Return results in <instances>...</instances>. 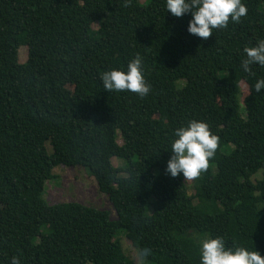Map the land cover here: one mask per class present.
Listing matches in <instances>:
<instances>
[{
  "label": "trees",
  "instance_id": "1",
  "mask_svg": "<svg viewBox=\"0 0 264 264\" xmlns=\"http://www.w3.org/2000/svg\"><path fill=\"white\" fill-rule=\"evenodd\" d=\"M242 2L247 15L205 40L165 0H0V264H138L120 235L146 264H199L206 235L264 256V91L251 90L264 67H241L264 40V0ZM137 54L149 94L104 90L100 75ZM188 120L220 138L194 193L165 172ZM58 166L87 170L116 218L49 204Z\"/></svg>",
  "mask_w": 264,
  "mask_h": 264
},
{
  "label": "clouds",
  "instance_id": "2",
  "mask_svg": "<svg viewBox=\"0 0 264 264\" xmlns=\"http://www.w3.org/2000/svg\"><path fill=\"white\" fill-rule=\"evenodd\" d=\"M165 9L174 17L190 14L186 31L190 35L207 39L213 31L224 29L231 23H239L247 15V7L242 0H165ZM244 58L241 67L250 72L255 64L264 67V40L254 46L243 48ZM103 89L114 92H131L140 97L147 96L150 85L144 77L142 57L137 54L128 61L126 67L112 68L100 75ZM257 93L264 91V78H257L252 89ZM220 138L211 133L204 121L188 120L172 130L169 141L171 153L165 165V172L184 180L197 179L209 167V161L215 156ZM148 249L138 253L143 260L149 254ZM199 264H264V256L243 246H225L223 237L206 235L198 241ZM10 264H21L17 256Z\"/></svg>",
  "mask_w": 264,
  "mask_h": 264
},
{
  "label": "rangeland",
  "instance_id": "3",
  "mask_svg": "<svg viewBox=\"0 0 264 264\" xmlns=\"http://www.w3.org/2000/svg\"><path fill=\"white\" fill-rule=\"evenodd\" d=\"M93 27L97 28V25H94ZM23 47L24 46H21V48H19V61H24L26 58V47ZM97 118V116L94 117V119ZM117 142L119 144L122 143V139L119 135L117 137ZM47 150L48 152L51 151L49 143H47ZM112 163L115 166H120L122 161L117 157H113ZM261 173L262 170L258 171L257 174ZM53 174L54 178L46 181L42 195L49 204L66 201H77L98 209L109 210L111 218H116L115 210L108 200V197L106 194L98 190L96 181L88 174L87 170L83 169L81 166H58L53 169ZM185 182L188 186L189 193H194L193 180L185 179ZM198 202L199 201L197 198L192 200L194 205ZM120 241L122 243L123 249L130 257H132L138 264H146L139 257L137 249L132 247L124 235H120Z\"/></svg>",
  "mask_w": 264,
  "mask_h": 264
}]
</instances>
